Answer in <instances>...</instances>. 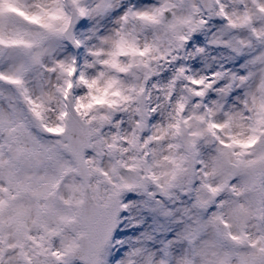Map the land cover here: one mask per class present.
Returning a JSON list of instances; mask_svg holds the SVG:
<instances>
[{
  "label": "clouds",
  "instance_id": "1",
  "mask_svg": "<svg viewBox=\"0 0 264 264\" xmlns=\"http://www.w3.org/2000/svg\"><path fill=\"white\" fill-rule=\"evenodd\" d=\"M0 264H264V0H0Z\"/></svg>",
  "mask_w": 264,
  "mask_h": 264
}]
</instances>
